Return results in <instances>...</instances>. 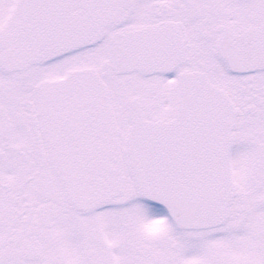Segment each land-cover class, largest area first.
Listing matches in <instances>:
<instances>
[{
    "label": "snow or ice",
    "instance_id": "1",
    "mask_svg": "<svg viewBox=\"0 0 264 264\" xmlns=\"http://www.w3.org/2000/svg\"><path fill=\"white\" fill-rule=\"evenodd\" d=\"M0 264H264V0H0Z\"/></svg>",
    "mask_w": 264,
    "mask_h": 264
}]
</instances>
